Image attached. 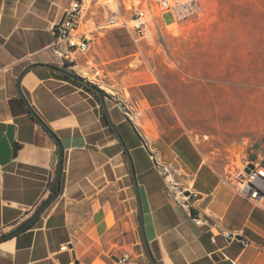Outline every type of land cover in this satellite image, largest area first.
Segmentation results:
<instances>
[{
    "label": "crops",
    "instance_id": "crops-1",
    "mask_svg": "<svg viewBox=\"0 0 264 264\" xmlns=\"http://www.w3.org/2000/svg\"><path fill=\"white\" fill-rule=\"evenodd\" d=\"M71 3L0 0V237L51 197L55 138L64 149L59 196L25 231L0 240V264H114L123 254L129 264H153L142 222L157 264H264V206L237 194L205 145L161 122L170 98L159 81L131 87L138 127L121 109H108L120 141L94 94L53 69L93 71V52L104 63L110 51L94 0L96 15L84 26L95 32L91 55L76 53L62 67L53 27ZM117 49L111 62L134 55Z\"/></svg>",
    "mask_w": 264,
    "mask_h": 264
},
{
    "label": "rangeland",
    "instance_id": "rangeland-1",
    "mask_svg": "<svg viewBox=\"0 0 264 264\" xmlns=\"http://www.w3.org/2000/svg\"><path fill=\"white\" fill-rule=\"evenodd\" d=\"M99 3L101 24L113 12L132 21L143 9L153 27L152 37L138 43L126 30L109 29L106 56H117L119 45L134 55L103 63L93 52V71L71 70L102 91L107 109L116 106L138 127L131 87L159 81L170 98L161 122L205 145L225 173L235 177L249 161L264 164V0H203L206 19L194 26L174 24L154 0Z\"/></svg>",
    "mask_w": 264,
    "mask_h": 264
},
{
    "label": "built area",
    "instance_id": "built-area-1",
    "mask_svg": "<svg viewBox=\"0 0 264 264\" xmlns=\"http://www.w3.org/2000/svg\"><path fill=\"white\" fill-rule=\"evenodd\" d=\"M94 0H72V3L64 13L60 23L53 27L55 41L53 44V54L64 68L71 67L75 63L74 55L76 53L86 54L92 47L95 38L94 31H85L84 26L89 14H95L96 10L91 9ZM154 3L160 11L170 15L174 24L179 26H194L203 23L206 19V10L203 0H154ZM152 20L149 14L143 9H135L132 21L117 12L105 21L99 31L118 28L126 30L136 43L150 39L153 35ZM134 23V25H131ZM156 155L152 159L156 161ZM249 165L253 169L246 173ZM234 177L231 173L230 180L237 194L244 197L256 206H263L264 203V164L262 162L249 161L242 171L236 173ZM184 208L190 210L188 202H184ZM196 225L204 224V221L195 217ZM227 239H236V236L225 232ZM246 244L248 242H245ZM67 247H63V250ZM227 258V257H226ZM130 255L123 254L114 259V264H129ZM228 259V258H227ZM232 264H237L231 260Z\"/></svg>",
    "mask_w": 264,
    "mask_h": 264
},
{
    "label": "water",
    "instance_id": "water-1",
    "mask_svg": "<svg viewBox=\"0 0 264 264\" xmlns=\"http://www.w3.org/2000/svg\"><path fill=\"white\" fill-rule=\"evenodd\" d=\"M48 67H50V66H48ZM53 69H55L60 74H62L65 77H67L68 79H70V80H72V81L80 84L81 86H83L85 88L91 89L93 92L97 93V95H98V97H99V99L101 101V104H102V106L104 108V111L106 113V116L109 119V113H108V109H107L106 104H105V101H104V96H103L102 91L99 88H96V87L92 86L90 83H88L86 80H84L83 78H81L80 76H78L75 73H72L70 71H66V70L61 69V68H53ZM37 119L39 120V122L41 124H43L42 121L39 118H37ZM109 124L112 127L113 131L118 136V139L120 141H122L121 136L117 132L115 126L112 124V122L110 121V119H109ZM46 129L49 131V129L47 127H46ZM55 140L57 141L58 147H59V157H58V170H57L56 180H55V184H54L55 185V188H54V191L52 192L51 197L46 202H44L41 205V207L38 209V211L26 223H24L21 227H19L15 231H13V232H11V233H9L7 235H4V236L0 237V240L5 239V238H9V237H14L15 235H17V234L25 231L27 228H29L43 214V212L48 208V206L51 203H53L57 199V197L59 196L60 189H61L62 174H63V165H64V149H63V146L60 143V141L57 140L56 138H55ZM251 169H253V166L252 165H249V167L246 169V173H249V171ZM132 172H133V176H134V179H135V172H134L133 167H132ZM135 182H136V180H135ZM141 230H142L144 242H145V245H146L148 254H149V256H150V258L152 260V263L153 264H157L156 261H155V259L152 256L151 251L149 249V246L147 244V241H146V238H145V233H144V225H143V222L141 223Z\"/></svg>",
    "mask_w": 264,
    "mask_h": 264
},
{
    "label": "trees",
    "instance_id": "trees-1",
    "mask_svg": "<svg viewBox=\"0 0 264 264\" xmlns=\"http://www.w3.org/2000/svg\"><path fill=\"white\" fill-rule=\"evenodd\" d=\"M65 78H67V77H65ZM90 93H93L94 95H95V93L91 90V89H88V88H86ZM54 188H55V185L54 184H52L51 185V191L53 192L54 191Z\"/></svg>",
    "mask_w": 264,
    "mask_h": 264
},
{
    "label": "bare ground",
    "instance_id": "bare-ground-1",
    "mask_svg": "<svg viewBox=\"0 0 264 264\" xmlns=\"http://www.w3.org/2000/svg\"><path fill=\"white\" fill-rule=\"evenodd\" d=\"M107 90V89H106Z\"/></svg>",
    "mask_w": 264,
    "mask_h": 264
}]
</instances>
